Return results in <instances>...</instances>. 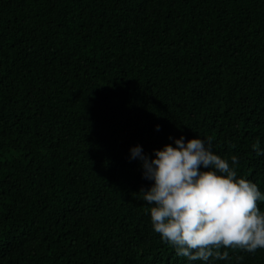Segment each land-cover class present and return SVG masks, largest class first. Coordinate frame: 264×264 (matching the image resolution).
I'll use <instances>...</instances> for the list:
<instances>
[{
    "label": "trees",
    "instance_id": "1",
    "mask_svg": "<svg viewBox=\"0 0 264 264\" xmlns=\"http://www.w3.org/2000/svg\"><path fill=\"white\" fill-rule=\"evenodd\" d=\"M181 135L264 193V0H0V264H205L153 231L129 159Z\"/></svg>",
    "mask_w": 264,
    "mask_h": 264
},
{
    "label": "clouds",
    "instance_id": "2",
    "mask_svg": "<svg viewBox=\"0 0 264 264\" xmlns=\"http://www.w3.org/2000/svg\"><path fill=\"white\" fill-rule=\"evenodd\" d=\"M170 139L151 157L140 145L129 149V159L140 161L142 177L151 182L140 193L151 206L153 231L177 256L205 264L227 260L221 248L264 249V209L258 206L264 193L238 176V157L229 162L214 153L210 138Z\"/></svg>",
    "mask_w": 264,
    "mask_h": 264
}]
</instances>
